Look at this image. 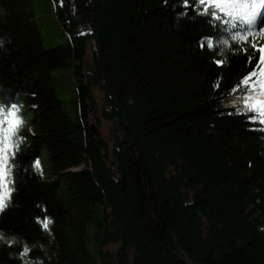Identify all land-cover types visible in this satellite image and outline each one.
Returning a JSON list of instances; mask_svg holds the SVG:
<instances>
[{
	"label": "trees",
	"instance_id": "1",
	"mask_svg": "<svg viewBox=\"0 0 264 264\" xmlns=\"http://www.w3.org/2000/svg\"><path fill=\"white\" fill-rule=\"evenodd\" d=\"M53 3L68 40L45 50L30 1L0 0V106L20 120L0 264H264V116L251 107L264 96L239 84L264 21L244 43L228 6ZM60 68L73 116L53 93ZM92 85L111 145L90 129Z\"/></svg>",
	"mask_w": 264,
	"mask_h": 264
},
{
	"label": "snow or ice",
	"instance_id": "2",
	"mask_svg": "<svg viewBox=\"0 0 264 264\" xmlns=\"http://www.w3.org/2000/svg\"><path fill=\"white\" fill-rule=\"evenodd\" d=\"M196 2L216 9H221L224 6H228L232 10L250 8L251 11L243 17L244 23L248 26V33L237 34L238 38L244 43L248 42V34L257 24L258 13L256 9L264 6V0H196ZM184 6L188 7V0H184ZM228 14L231 15L232 11H229ZM213 15L215 16V12H213ZM257 31L264 33V27L258 28ZM251 48L253 50L252 55H248L247 49L243 50L250 67L241 77L239 84L248 89L259 90V93L264 96V45L252 43ZM221 63L218 61V66ZM251 107L258 111L261 116H264V100H256ZM251 118L255 119L254 116ZM19 122L16 111L11 108L4 111L3 107L0 106V211H3L5 200L10 197L12 191L8 180L10 175L8 162L9 153L13 149L12 138ZM35 167L38 169L39 164L36 163Z\"/></svg>",
	"mask_w": 264,
	"mask_h": 264
},
{
	"label": "rangeland",
	"instance_id": "3",
	"mask_svg": "<svg viewBox=\"0 0 264 264\" xmlns=\"http://www.w3.org/2000/svg\"><path fill=\"white\" fill-rule=\"evenodd\" d=\"M34 11L36 27L40 34L43 49L50 50L54 47L64 44L68 40L67 34L56 21L53 0H29ZM51 7L53 10H51ZM87 64L90 62V52H86ZM54 96L59 100L69 114L73 116L76 105V84L71 76L69 69H56L50 76ZM90 95L94 103L90 117V124H95L100 136L103 137L109 145L112 144L111 122L105 120L101 115V110L106 106L105 96L98 85H92ZM117 245L110 244L104 247V250L113 251Z\"/></svg>",
	"mask_w": 264,
	"mask_h": 264
},
{
	"label": "water",
	"instance_id": "4",
	"mask_svg": "<svg viewBox=\"0 0 264 264\" xmlns=\"http://www.w3.org/2000/svg\"><path fill=\"white\" fill-rule=\"evenodd\" d=\"M90 129H91L92 133L94 134V136H99L100 135L99 132L97 131V127H96L95 124H91L90 125Z\"/></svg>",
	"mask_w": 264,
	"mask_h": 264
}]
</instances>
